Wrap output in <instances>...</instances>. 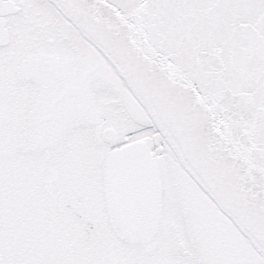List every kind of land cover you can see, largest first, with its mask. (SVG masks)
I'll list each match as a JSON object with an SVG mask.
<instances>
[{
    "label": "snow or ice",
    "instance_id": "snow-or-ice-1",
    "mask_svg": "<svg viewBox=\"0 0 264 264\" xmlns=\"http://www.w3.org/2000/svg\"><path fill=\"white\" fill-rule=\"evenodd\" d=\"M0 264H264V0H0Z\"/></svg>",
    "mask_w": 264,
    "mask_h": 264
}]
</instances>
